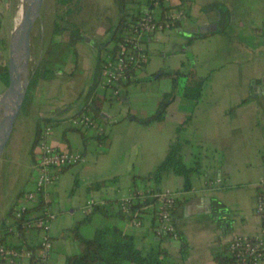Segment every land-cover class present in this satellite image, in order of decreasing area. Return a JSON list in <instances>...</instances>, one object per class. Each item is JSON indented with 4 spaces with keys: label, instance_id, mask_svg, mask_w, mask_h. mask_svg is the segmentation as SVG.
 <instances>
[{
    "label": "crops",
    "instance_id": "1",
    "mask_svg": "<svg viewBox=\"0 0 264 264\" xmlns=\"http://www.w3.org/2000/svg\"><path fill=\"white\" fill-rule=\"evenodd\" d=\"M211 2H217L219 12L202 8ZM179 4V0L163 2L164 7ZM139 6L146 7L142 2ZM183 10L187 17L173 29L144 38L146 64L136 78L117 85V96L97 88L95 48L97 38L100 43L108 38L117 10L92 39L74 43V59L49 67L53 72L42 96L37 87L33 89L25 113L30 110L34 123L37 118L51 120L39 125L40 130L50 127L49 144L82 156L78 165L56 170L55 181L44 185L38 195L36 202L41 201L40 207L53 214L48 229L50 250L41 264H63L66 255L78 251V243L66 232L75 222H80L77 231L83 238H90L102 225H114L131 235L137 248L148 251L158 238L152 233L153 213L142 209L129 219L119 213L118 201L131 190L153 186L133 176L146 175L162 160L169 139L182 122L185 125L178 133L186 141L182 160L189 166L197 159L199 172L191 175L187 191L182 190L181 177L173 174L164 176L159 184L160 189L176 193L172 222L178 238L166 237L161 242L170 260L181 261L179 245L183 242L185 264H218L214 254L223 251L233 235H252L260 225L254 203L258 182L264 179V0H190ZM150 11L155 16L160 12L154 5ZM208 32L213 33L199 37ZM177 68L182 74L175 77L173 86L168 75H155ZM190 69L205 77L196 100L182 95L183 73ZM92 87L102 97L98 120L104 127L103 138H96L91 129L77 130L68 123L89 102ZM168 92L172 97L162 119L141 123L154 114L158 100ZM28 154L33 174L25 181L27 189L15 194L13 207L24 203L25 192L32 188L35 145ZM74 176L75 188H69ZM104 180L107 182L98 188H88ZM89 200L102 208L83 213ZM36 202L28 203L26 218L38 213L40 207L32 208ZM5 215L0 221L10 224L12 219ZM134 219L139 220L138 226ZM40 235L34 226L18 231L13 225L0 244L29 248L37 254ZM257 264H264V259Z\"/></svg>",
    "mask_w": 264,
    "mask_h": 264
},
{
    "label": "built area",
    "instance_id": "2",
    "mask_svg": "<svg viewBox=\"0 0 264 264\" xmlns=\"http://www.w3.org/2000/svg\"><path fill=\"white\" fill-rule=\"evenodd\" d=\"M155 3L156 1L153 2V5ZM186 17L185 11L179 7L165 11L162 17H157L144 8L138 18L129 25L127 32L116 43L113 53L106 55L100 63L97 88L102 92H110L117 96L119 94L117 85L136 78L146 64L148 54L144 47V38L155 32L171 30ZM68 122L70 127L77 130L91 129L97 136L104 133L102 123L93 116L87 106L71 116ZM49 131V126H45L39 131L35 143V176L32 181V188L25 192L24 203L13 207L12 217L14 219L22 216L29 208L28 203L37 201L44 185L55 181L56 170L82 162V156L79 152L61 150L49 144L46 140ZM145 198H154L152 203L155 211L153 235L155 237L165 235L168 239H177L178 233L172 222L176 193L169 188L159 189L158 192L149 188L131 190L128 195L119 199V213L128 215L132 201L134 199L143 201ZM96 203L91 200L87 201L83 213L90 212L97 205ZM254 211L260 217V225L252 235L236 234L230 238L227 243L228 260L225 264H257L264 259V179L258 182ZM52 217L53 214L50 210L42 206L36 215L26 218L22 222L23 228L34 226L41 231L37 254L29 248L0 244V264H23L25 261L28 263L32 256L39 263L44 261L50 250L48 229ZM133 224L138 226L139 220L134 219Z\"/></svg>",
    "mask_w": 264,
    "mask_h": 264
},
{
    "label": "trees",
    "instance_id": "3",
    "mask_svg": "<svg viewBox=\"0 0 264 264\" xmlns=\"http://www.w3.org/2000/svg\"><path fill=\"white\" fill-rule=\"evenodd\" d=\"M69 0H55L56 4L59 5H66ZM156 7L159 9V15L157 17H162L165 11L174 8V7H187L190 4V0H179L180 4L175 5L173 7H164L163 2L164 0H114L116 10H117V20L116 22L110 26L109 28V35L108 38L101 42L99 46H97V54H96V61L97 64L102 62L103 58L108 55L112 54L115 50L116 43L122 38V36L127 32L128 27L131 23H133L138 16L142 13L144 8L139 6L140 2H142L150 11V8L153 6V2H155ZM204 10L209 9H218L217 2H211L202 7ZM69 10L66 8L65 13ZM219 12V11H218ZM186 13V12H185ZM61 17V16H60ZM213 32L217 33L219 30H214ZM213 32H208L205 34L199 35V37H205L210 35ZM51 33L55 35L61 34L64 37L65 43H67L70 51L74 54L75 57V50H74V43L82 38L81 32L78 28L74 27L72 24L63 25L54 21L52 23ZM1 42V41H0ZM56 41L52 42L55 44ZM108 43H111L108 46ZM96 46V45H95ZM101 49H104V53H101ZM48 68H45L43 59L40 58L38 62L35 64L33 69L30 72L26 91L23 97L24 98L30 94L31 89H33L34 84L38 76H44L45 71ZM53 72L52 70H49ZM99 72V70H98ZM179 74H182L179 69H174L169 72H160L156 73V76L160 75H168L171 79L172 86L175 84V77ZM186 77V81L182 88V95L185 98L196 100L200 95V90L202 84L205 81V77L198 76L194 73L192 69L188 70L187 72L183 73ZM0 82L3 83V88H5L7 84V71H6V64L0 63ZM91 99L85 105L89 107L93 116L95 118H99L100 116V107L102 102V97L94 92V88L90 90ZM172 94L171 92L162 94L161 98L158 100L154 114L150 117L140 121L141 123H147L150 120H161L163 116V112L168 104L169 100L171 99ZM22 107V105H21ZM40 122L44 125L52 123L49 119H40L37 118L35 121V130L34 135L32 138V142L30 145L29 152H31L32 148L34 147L37 137L39 134V125ZM185 123L182 122L178 124L175 128L174 135L169 139L167 149L165 152L164 157L160 160L154 168L144 176H133L134 178H139L144 183L147 181L152 182L153 186L150 187L149 185H144V188H149L153 191H159V184L164 178V176L168 174H173L176 176L181 177L182 179V190L187 191L190 188V177L192 174H198L199 172V162L195 159L191 165L187 166L184 164L182 160V148L186 144L185 140H181L178 136V133L181 129H183ZM104 135L96 136V138H103ZM261 160L264 162V150L261 153ZM107 180L98 181L93 184H90L88 188H98L99 186L106 183ZM154 202V198H145L143 201H139L138 199H134L130 205V213L128 215H124L129 219H133L137 217L138 212L142 209H147L151 213L152 216V227H154V214L155 211L153 209L152 203ZM177 201H175L176 204ZM41 205V201L36 203L33 206V209L39 208ZM101 206H94V210L101 209ZM12 209L13 204H11L10 208L8 209L5 217H10L12 219L10 224L5 225L4 221H0V230L2 231V237L0 241L3 240L4 235L6 234V230L8 227L14 225L15 228L20 231L22 230V222L26 219V214L30 208H28L20 218L14 219L12 217ZM122 215V214H121ZM85 221V220H84ZM80 222L74 223L70 228L66 230L68 234H70L72 240H75L78 245L79 249L76 253L68 254L64 257L63 264H185L184 259L186 256V248L185 245L180 243L179 251L181 253V261L175 262L170 260L169 255L165 248L162 247L161 242L165 235H162L155 239V242L151 245L148 251L143 252L139 248L136 247L133 237L129 234L123 233L114 225H102L95 229L93 235L90 238H83L79 235L77 229L78 224ZM181 240V239H180ZM214 259L217 261L218 264H225L228 260L227 255V246L223 248V251L216 252L214 254ZM27 264H41L37 260L34 259L32 256Z\"/></svg>",
    "mask_w": 264,
    "mask_h": 264
},
{
    "label": "rangeland",
    "instance_id": "4",
    "mask_svg": "<svg viewBox=\"0 0 264 264\" xmlns=\"http://www.w3.org/2000/svg\"><path fill=\"white\" fill-rule=\"evenodd\" d=\"M17 3L18 0H0V63L6 64L7 61V43L10 31L16 23ZM66 8L69 10L67 13H65ZM114 10L116 11L114 0H69L63 6L56 4L55 0H43L39 17L30 32V53L27 61L28 75L40 58L43 59L45 68H48L43 77H37L33 87V89L38 88L40 96H42V91L46 90L48 76L51 75L49 67L55 68L59 63H69L70 60L74 59V54L63 40L64 37L61 34L51 33L52 23L56 21L63 25L72 24L80 30L84 40H90L99 26L104 28L108 23V18L113 19ZM54 41L56 43L52 44ZM99 41L97 38L95 48L100 45ZM110 44L108 43V46ZM101 53H104V49H101ZM2 88L3 83L0 82V93L4 90ZM33 89L22 101V107H20L14 120L10 136L0 154V217L5 215L15 199V194L19 190L25 191L27 189L25 181L33 174L28 168V153L35 123L30 116V110L25 113L33 95ZM76 182L74 176L69 188H75ZM79 225L80 223L78 227Z\"/></svg>",
    "mask_w": 264,
    "mask_h": 264
},
{
    "label": "water",
    "instance_id": "5",
    "mask_svg": "<svg viewBox=\"0 0 264 264\" xmlns=\"http://www.w3.org/2000/svg\"><path fill=\"white\" fill-rule=\"evenodd\" d=\"M43 0H18L22 11L19 20L10 31L7 43V84L0 93V154L6 144L20 110L29 75V37L39 17Z\"/></svg>",
    "mask_w": 264,
    "mask_h": 264
},
{
    "label": "bare ground",
    "instance_id": "6",
    "mask_svg": "<svg viewBox=\"0 0 264 264\" xmlns=\"http://www.w3.org/2000/svg\"><path fill=\"white\" fill-rule=\"evenodd\" d=\"M21 11H22V5L21 3L18 4L17 8H16V17H15V22L17 23L18 20H19V17H20V14H21Z\"/></svg>",
    "mask_w": 264,
    "mask_h": 264
}]
</instances>
